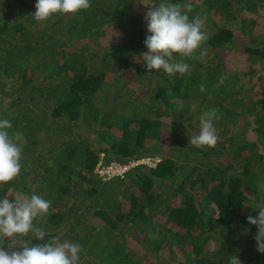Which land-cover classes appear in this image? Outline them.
<instances>
[{"label": "trees", "instance_id": "16d2710c", "mask_svg": "<svg viewBox=\"0 0 264 264\" xmlns=\"http://www.w3.org/2000/svg\"><path fill=\"white\" fill-rule=\"evenodd\" d=\"M159 2L90 0L38 22L36 0H0V119L27 139L0 198L51 201L34 223L43 242H78V264H228L233 254L264 264L246 222L264 184V0H171L190 3L208 37L194 54L203 58L176 57L190 65L183 75L137 60L146 7ZM213 108L215 147L191 145ZM145 157L160 161L121 179L95 173L99 161Z\"/></svg>", "mask_w": 264, "mask_h": 264}, {"label": "clouds", "instance_id": "9594fccd", "mask_svg": "<svg viewBox=\"0 0 264 264\" xmlns=\"http://www.w3.org/2000/svg\"><path fill=\"white\" fill-rule=\"evenodd\" d=\"M90 7V0H36L32 16L36 21L44 22L57 13L76 14ZM146 8L144 20L148 34L143 45L147 51L140 53L137 60L149 72L154 69L157 72L163 70L168 75L187 73L190 65L178 61L176 57L195 59L206 55V49L200 52L199 57L194 55L208 39L202 31L204 19L199 16L190 19L192 5L187 2L160 0L158 4ZM226 79V75H221L217 87L223 85ZM200 91H205L203 85L200 86ZM209 99L212 97L209 96ZM219 119L216 109L208 110L201 119L199 132L188 139L189 143L196 147H215L218 141L215 121ZM12 128L10 120L0 119V185L13 181L22 168V152L27 139L22 131H11ZM258 189L260 199L255 204L258 215L249 214L246 222L256 227L253 237L256 251L264 254V184L258 185ZM50 208L51 201L37 194L23 199L0 198V239L16 241L14 246L0 244V264H78L82 252V246L78 242H60L55 237L43 242L46 230L35 224L34 220L46 217ZM29 234L40 242L33 243L26 239ZM228 264H241V261L233 254L229 256Z\"/></svg>", "mask_w": 264, "mask_h": 264}, {"label": "built area", "instance_id": "2783aa9c", "mask_svg": "<svg viewBox=\"0 0 264 264\" xmlns=\"http://www.w3.org/2000/svg\"><path fill=\"white\" fill-rule=\"evenodd\" d=\"M160 161L159 158H140L136 160H132L126 164H120L118 162L112 161L107 164L99 161L95 166V173L102 180H108L114 177L123 178L125 174L130 170L131 167L136 166L138 164H144L148 167H154L155 164Z\"/></svg>", "mask_w": 264, "mask_h": 264}, {"label": "rangeland", "instance_id": "374dc122", "mask_svg": "<svg viewBox=\"0 0 264 264\" xmlns=\"http://www.w3.org/2000/svg\"><path fill=\"white\" fill-rule=\"evenodd\" d=\"M215 16H216V15H215ZM215 19H216V20H220V19L217 18V16H216ZM223 21H224V20H221L220 22H223ZM210 23H211V21H210ZM217 25H220V24L218 23V21H217L216 24H214V25L210 24V25L208 26V28L211 29V30H214L215 27H216ZM227 26H228L229 28H231V30H233L234 33H236V34L239 33V31L237 30V27H235L234 25H232V24H228ZM228 27H227V28H228ZM259 30L261 31L260 27H259ZM113 87H114V86H108L107 90H105V92L103 93V95H104V96H109L111 93H113Z\"/></svg>", "mask_w": 264, "mask_h": 264}]
</instances>
